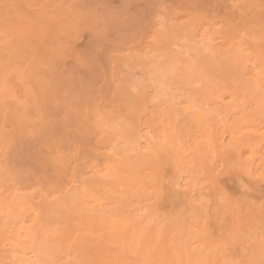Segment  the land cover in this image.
Returning a JSON list of instances; mask_svg holds the SVG:
<instances>
[{
    "label": "rangeland",
    "instance_id": "374dc122",
    "mask_svg": "<svg viewBox=\"0 0 264 264\" xmlns=\"http://www.w3.org/2000/svg\"><path fill=\"white\" fill-rule=\"evenodd\" d=\"M224 43L234 44L237 52L226 51ZM235 98H242L241 105ZM213 110L223 112L216 123L206 116ZM250 119L264 130V0H0V264L14 261L3 252L21 246L29 253V245L38 249L44 242L39 238L28 249L22 246L28 241L19 235L25 234L21 227L30 212H18V199L32 198L35 207L54 215L49 224L44 221L55 229L47 235L42 234L47 227L38 229L37 236L58 237L63 207L46 196L68 197L70 188L76 192L83 180H92V168L102 166L108 153H128L131 137L120 133L126 126L134 127L140 147L145 133H164L174 144L161 158L168 163L162 171H148L164 180H153L154 187L139 196L140 206L159 198L160 214L181 209L193 224L197 245L209 253L202 264H264L257 249L264 251V183L254 176L262 171L257 169L264 161V139L250 129L247 144L231 148L228 157L236 182L258 181L249 196L224 172L225 147L220 146L231 144L234 124L246 127ZM204 152L212 166L208 173L201 167ZM171 159L180 165L177 188ZM121 165L124 179L136 182L135 166ZM186 177L199 186L191 202L179 200L186 196ZM116 186L115 193L104 189L103 203L119 214L125 203L118 200ZM222 188L236 203L222 197ZM125 202L130 209L138 206ZM125 243L119 250L106 249L111 256L106 251L105 259L83 264H164L175 253L168 243L149 261Z\"/></svg>",
    "mask_w": 264,
    "mask_h": 264
},
{
    "label": "bare ground",
    "instance_id": "6f19581e",
    "mask_svg": "<svg viewBox=\"0 0 264 264\" xmlns=\"http://www.w3.org/2000/svg\"><path fill=\"white\" fill-rule=\"evenodd\" d=\"M223 45H224V49L226 51L237 52L234 44L232 45V44L224 43ZM255 81H259V79L255 80ZM235 99H237V101L240 102L239 104L241 105V99L242 98H235ZM187 109L188 110L193 109V107L188 106ZM134 112L135 111H133L132 114ZM167 112H168V110H167ZM222 113H223L222 110H213V113L211 112L208 115L206 114V116L213 123H216L220 118L221 119L223 118L221 115ZM137 120H138V117H137ZM135 121H136V119H135ZM237 121H239V120H237ZM242 121H243V119H241L239 122H242ZM239 122L233 125V130L231 133V142H230L231 144H229L228 146H225L224 143H220L221 147H225L223 157H226L224 160H225V162H227V165H225V167L226 166L227 167L225 168L226 171H224V172L225 173L227 172L229 175H230L231 171L232 172L234 171L230 167L231 166L229 163L230 159L228 158L229 156H231L230 153L233 151V149H232V151L230 152L231 148H234V150L235 149L239 150L243 146H245L247 144V142L249 141V140L246 141L245 139H246L247 134H248L247 132L250 131V129H252L251 131H254L258 137L264 139V130L259 128L253 121H251V119H250L249 124L246 127L240 126ZM139 124H138V126H139ZM238 125H239V127H237ZM120 126H122V125L120 124ZM118 127H119V125H118ZM237 128H239V131H236ZM104 130H106V129H104ZM134 131H135V129L133 126L132 127L131 126L130 127H128V126L120 127V133L127 134L129 137H131L130 138L131 139L130 140L131 141V146H130L131 150L125 154L108 153L109 155L107 156V158H106L107 154L104 155L106 160L103 162L102 166L100 164V166L99 165H98V167L96 166L97 169H94L95 168V165H94V168H92V170H94V175L90 176L93 178L89 177L92 180H90L88 178V180H90V181L86 182V180L82 179L84 182H82L81 185L78 184V185H80L77 188L78 191L75 192V190H74V192H73L72 189L70 188L71 192H70L68 197H66V195H65L66 193H63V194L61 193V195L59 194V196H53V197L51 196L52 198H48L46 196V199L49 202H51V204L59 201V203H61V206L63 207L62 212H61L62 216H58L61 218L63 217L61 228H58L60 230L58 237L53 238V239L51 236L50 237L47 236L48 238L45 237V235H47L48 232H51L50 230L52 228L55 229L54 227H51V229H49L48 226H46L47 223L49 224V222L51 221V220H48L50 218V216H51V218H53V216H54V215L52 216V213H48V212L45 213V212H43V209H40V208L38 209L37 207H35L33 205L34 202H32V200H31L32 198H30L29 199L30 201H29L27 199V197H25V199L27 201H24V200H21L24 198L23 197L21 198L19 196L21 198L19 201V199L17 197L18 202L15 203V207L17 208V210H19L18 212H22V211L25 212V210H28L30 212V215L26 219H24V221H23V227H21V228H25V232H23L25 234L19 235V237L21 236V238L26 237V239H24V240L28 241V243L27 244L24 243L23 240L21 239L22 241L19 244H22V242H23L25 245H22V246H25L27 249L31 247L30 248L31 250L29 249L30 252L28 253L27 252L28 250L21 248V246H20L19 249H16L17 247H14L15 249L14 250L11 249L12 251L10 250V252H3L9 258L14 260L13 264H83L84 260L89 259V258H92V260H96L99 262L100 260L105 259V256L107 255L106 249L114 247V249L116 248L119 250L120 246L118 247V244H125L126 245V243H125L126 241H128L129 243L132 244L131 248H134V251H135L134 253L144 254L146 256L147 260H149V261H151V260L153 261L154 259H156L157 248L159 246L161 247V246L167 245L168 243H171L174 246L175 253L173 254V257L171 259L165 260L163 258L164 264H202L201 262L203 260L207 259V256L209 255V253L204 252V250H201V248H199V246L197 245V243L199 242V239L197 236H195V233L193 231V224L191 222H188V220L186 218H184V214H183L181 209H179L177 212H172V213L167 214V215L160 214L159 213V206H158V202H157L158 200L160 201V199L155 198L158 196V195L155 196L156 194L155 195L153 194L155 196V197L154 196L153 197L156 199V201L154 203H147L148 206L146 205L145 209L140 206V204H139L140 203V200H139L140 197L139 196L140 195L142 196L145 193V191L148 190V187H154V185L151 184L153 182V180H155V181L162 180L161 178H163V180H164V177H161V176L154 178V174L148 173V171L154 167L157 169H160V172L162 171V168L164 167V165H166L168 163H164V161H162L161 158L165 152H167L168 150L174 149V144H172V142L166 140V135L164 133H159L155 137H150V136H148V133H145L143 135V136H145L144 137L145 138L144 144L142 143L143 145H141L142 147H140V144L138 145V143H137V140L139 138L136 139ZM137 132L139 133L141 131L139 130ZM111 133L112 132H110V134ZM168 134H167V136H168ZM106 135H108V133L107 134L103 133V137L105 136V138H106ZM133 136L135 137L134 140H133ZM137 136H139V134ZM139 137L142 138V133H141V136H139ZM218 138H221V137L219 136ZM106 140L104 142H106ZM177 140H178V138H177ZM107 143H109V142H107ZM105 145H107V144H105ZM128 145H126V146H128ZM248 146H250V145H248ZM181 149L182 148H179V150H181ZM199 150H200V148H199ZM252 150L254 151V149H252ZM132 151L136 152L135 156H133L134 152L132 153ZM124 152H126V151H124ZM250 153H249V155H250ZM101 158H102V155L100 156V159ZM132 158L134 160H132ZM98 159H99V157H98ZM102 159H104V158H102ZM231 160H232V158H231ZM101 161H103V160H101ZM130 161H133V162H130ZM172 161H171L170 165H173V167L175 168L174 173H173L174 177H173L172 183H173V186L177 188L178 185H180V183H179V180L177 179L179 177H176V175L180 174L179 168H178V166H180V165L178 163L179 162L178 159L174 160L173 162ZM122 162H126L131 167L135 166V168H133L132 172L134 173V176L136 177V180H135L136 182L124 179V174H126L125 173L126 167L121 165ZM201 162H202V166H201L202 171L204 173H208L207 171L212 169V166L209 163L208 152H204L202 154ZM233 164H234V162H233ZM234 169H237V168H234ZM260 169L262 171L258 172V170H260ZM84 170H85V168H84ZM238 171H240V170H238ZM164 172L165 171L163 170V174H164ZM257 172L258 173L256 175H254L255 179L258 181H262L261 183H264V161L258 167ZM222 174H221V177H222ZM238 175L239 174H237V177H238ZM217 176H219V175H217ZM225 176H227V175H225ZM230 176H229V178H232V180H234L236 182V180H235L236 178L233 177L234 175L233 176L230 175ZM148 177L150 178L149 180H148ZM141 178H143L144 180H141ZM191 178H193V177H191ZM242 179H243V177H242ZM248 179H250V177ZM16 180H17V178H16ZM237 181H240V182H236V186H237L238 190H240V192L243 195L252 194L253 192H255L256 186H258L256 183L258 181L254 182V183L252 182L251 186H249V183H247V182L246 183L248 185L241 183L240 178ZM244 181H246V180H244ZM145 182H147V183H145ZM221 184H222V181H221ZM260 184H259V186H260ZM38 185H40V184H38ZM116 185L119 186V190H117V192L120 195V197H119L120 199L118 198V200L125 203V206H123V208L121 209V212L119 214L116 213L114 210L106 207V205L103 203L105 201L104 198H107L106 195L104 194V192H105L104 189L110 188V190L112 189V192L115 193V190L117 187ZM168 185H167V188H168ZM140 186L147 187V188L139 189ZM72 187L74 188V185ZM226 187H228V186H226ZM26 188H28V187H26ZM169 188H171V186ZM3 189H4V187H3ZM74 189H76V187ZM196 189H199V186H197L194 182L192 183L189 177H186V181L184 183V192H185L186 196H184V195L180 196L179 200L180 199L183 200L185 198L188 200V202H191V198L194 196L193 192ZM234 189L236 190V188H234ZM260 189H262V187ZM181 190H183V189H181ZM222 190H221V192L223 193V196H222L223 198L230 200L231 203H236V200H235L236 197H235V199H233L232 196L230 197L228 195L230 193L227 194V191L224 188H222ZM68 192H69V190H68ZM169 192H168V194H169ZM170 193H172V192H170ZM231 193H233V192H231ZM0 194H2V193H0ZM161 194L167 195V193L165 194L164 191ZM4 195H6V194H4ZM45 195L46 194H44V197H45ZM252 195H254V194H252ZM129 197H130V199H129ZM41 198H43V197H41ZM110 199H112V198H110ZM125 199L130 200L131 202L137 201L136 203L138 204V206H136L133 209H130L129 206H131V205L129 202L128 203L125 202ZM204 200H206V199H204ZM114 201L115 200H112V201H110V203L114 202ZM124 203H123V205H124ZM23 205H24V207H23ZM120 206H122V205H119V208H120ZM72 207L76 210V213L74 212L75 215L77 214V216L73 215V218H72V214H73V212H72L73 208ZM16 208H15V210H16ZM74 216L76 217L77 220L75 219ZM4 219H5V217H4ZM44 220H48L47 223H45ZM61 220L62 219H60V221ZM7 221H9V220L7 219ZM168 221L171 222L172 225L167 226ZM12 222H15V221H12ZM44 224H45V227L43 226ZM57 224H59V220H58ZM55 226H56V224H55ZM46 227L49 229V231L46 230V232H42V234L46 233L44 235V237H43V235L40 236L41 234H39L37 236V230L38 229L43 230L44 228L46 229ZM19 230L20 229H18V232H17L18 234H20ZM23 230L24 229H22V231ZM54 232H57V231L55 230ZM204 232H205V230L203 231V233ZM207 234H208V232H205V235H207ZM16 238H17V236H16ZM39 238L44 242L41 241L42 243L38 244V247H37L38 249L34 248L32 245H29L30 247H27V245L30 244L29 242H31V241L37 242V240ZM45 238H47L48 243H46ZM17 239H20V238H17ZM34 240H36V241H34ZM104 240H105V243L102 244V242ZM32 242H31V244H32ZM39 242H40V240H39ZM111 244H112V246H111ZM113 244H116V246H114ZM140 244H144L143 248L141 249V250H143L142 252H140V250L138 248V246H140ZM12 246H16V245H12ZM253 248H255V247H253ZM99 249H102V252L100 251V254L97 253L99 251ZM124 249H125V246H124L123 250H121V251H124ZM210 249L211 248H207L208 251ZM257 249L259 252H262L264 255V251H261V249H262L261 247L257 246ZM110 251L108 253V256H111ZM114 254H116V253H114ZM254 254H255V251H254ZM256 257H257V255H256Z\"/></svg>",
    "mask_w": 264,
    "mask_h": 264
},
{
    "label": "snow or ice",
    "instance_id": "6c2138e0",
    "mask_svg": "<svg viewBox=\"0 0 264 264\" xmlns=\"http://www.w3.org/2000/svg\"><path fill=\"white\" fill-rule=\"evenodd\" d=\"M5 36L7 37V33H5ZM5 43H6V44L8 43V40H7V39L5 40Z\"/></svg>",
    "mask_w": 264,
    "mask_h": 264
}]
</instances>
